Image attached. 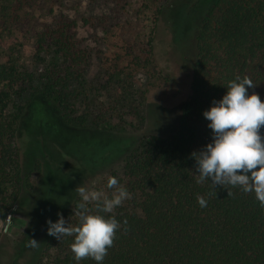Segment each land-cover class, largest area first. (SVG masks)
<instances>
[{
  "label": "trees",
  "instance_id": "1",
  "mask_svg": "<svg viewBox=\"0 0 264 264\" xmlns=\"http://www.w3.org/2000/svg\"><path fill=\"white\" fill-rule=\"evenodd\" d=\"M2 1L8 4L9 17L16 20L31 6L28 0ZM198 2L203 12L193 30L191 96L182 107L176 131L169 138L146 137L125 155L123 172L112 177L127 188L130 199L113 213L97 212L95 204H88L90 214L114 216L121 223L103 264H264V208L255 193H245L239 186L213 188L211 179L198 183L192 156L213 142L210 121L203 113L214 106L213 101L223 98L229 82L247 76L251 63L260 61L264 65V0ZM76 28L77 20L64 19L43 25L34 36L38 51L51 55L53 67L46 72L50 74L44 89L34 93L32 102L48 108L53 118L70 98L90 97L88 91L74 87L82 82L88 63L73 31ZM34 82L35 76L22 69L17 57L10 55L2 61L0 55V84L4 85L0 90L2 223L22 198L23 168L15 139L24 112L33 104L18 106L16 88ZM59 118L75 129L84 128L87 122L85 116ZM113 191L108 188L109 197ZM198 196L206 200V207L199 205ZM53 200L43 204L45 219L55 223L59 213L66 226H77L79 218L74 212L81 199L69 198L59 212ZM73 242L71 236L59 241L47 235L39 258L31 256L25 264H40L47 252L51 253L49 264H97L91 258L75 261L70 249ZM27 244L25 241L24 251L29 253ZM19 252L22 254L21 249ZM20 253L14 264H21L24 254Z\"/></svg>",
  "mask_w": 264,
  "mask_h": 264
},
{
  "label": "rangeland",
  "instance_id": "2",
  "mask_svg": "<svg viewBox=\"0 0 264 264\" xmlns=\"http://www.w3.org/2000/svg\"><path fill=\"white\" fill-rule=\"evenodd\" d=\"M28 1L30 8L16 20L0 0L1 59L14 55L22 69L35 76L34 83L17 86L18 106L33 103L34 93L44 89L50 74L46 72L53 67L51 55L38 51L36 31L64 19L77 20L73 31L88 63L82 84L74 87L88 91L90 97L70 98L54 118L48 108L34 103L24 112L15 139L24 190L10 212L13 220L7 231V222H0V264H14L20 249L21 264L31 256L39 258L48 235L47 217L42 215L46 201L54 199L59 212L69 198L81 199L79 186L108 195V177L123 172L130 150L146 137L172 136L191 96L193 30L203 12L197 0ZM262 68L256 61L247 71L255 86L248 93L258 94L261 101ZM60 115L85 116L87 122L84 128H71ZM260 134L264 136V126ZM29 239L39 246H28L26 253ZM50 258L47 252L40 264H49Z\"/></svg>",
  "mask_w": 264,
  "mask_h": 264
},
{
  "label": "clouds",
  "instance_id": "3",
  "mask_svg": "<svg viewBox=\"0 0 264 264\" xmlns=\"http://www.w3.org/2000/svg\"><path fill=\"white\" fill-rule=\"evenodd\" d=\"M239 82L231 81L227 93L220 101H213L209 110L203 113L210 121L208 127L213 133V142L199 153H193L196 161L198 183L211 179L212 186H239L245 193L254 192L261 208H264V136L260 130L264 126V102L258 94L248 95V89L254 88L253 81L244 76ZM107 188L114 189L111 197L103 190H88L79 186L76 191L81 202L74 212L79 218L77 226L65 225L62 215L53 223H48L47 234L60 241L62 237H74L70 245L75 261L91 258L97 264H103L108 249L114 246L116 233L121 223L114 217L90 214L89 203L95 204L97 212L113 213L123 202L131 198V193L122 186L116 177L109 176ZM228 195H232L228 192ZM201 207L207 202L197 197ZM13 217L8 216L4 230L12 224ZM126 226L128 221H123ZM125 231L127 228L125 227ZM29 247L36 248L39 243L29 239Z\"/></svg>",
  "mask_w": 264,
  "mask_h": 264
}]
</instances>
